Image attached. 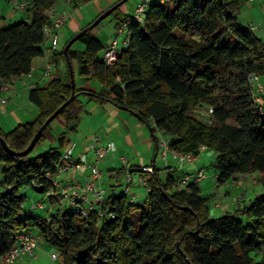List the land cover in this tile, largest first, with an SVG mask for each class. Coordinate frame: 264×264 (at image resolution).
<instances>
[{
	"label": "trees",
	"instance_id": "trees-1",
	"mask_svg": "<svg viewBox=\"0 0 264 264\" xmlns=\"http://www.w3.org/2000/svg\"><path fill=\"white\" fill-rule=\"evenodd\" d=\"M24 1L28 20L0 28V79L7 82L30 74L33 60L47 50L43 28L51 23L49 12L59 0ZM245 1L152 3L143 23L129 25L127 44L112 65L101 59L104 44L92 36L93 29L87 30L76 41L85 50H72L73 43L67 57L74 78L76 72L85 82L97 83L100 91L75 84L74 99L46 126L35 147L54 141L53 122L78 123L83 110L79 98L85 97L88 103L110 104L146 124L156 150L159 132L173 153L198 156L200 149L212 150L219 186L255 172L264 185V91L255 101L250 79L264 76V41L239 23ZM119 8L110 15L118 20L117 27L129 16L119 17ZM60 55L65 59L63 52ZM71 94L66 63L64 76L54 73L29 92V101L38 109L36 118L7 133L0 130L7 147L25 150ZM56 140L59 147L66 143L64 134ZM32 151L12 156L0 144V259L14 248L17 234L36 230L43 243L56 250V264H264V193L233 213L212 217L213 195H202L193 183L177 189L179 180L168 175L163 181L154 167L146 175L149 190L142 202L109 195L98 205L101 217L97 210L82 215L63 207L42 217L24 209L22 189L39 181V194L45 195L49 183L44 176L56 172L62 155L50 149L31 157ZM117 175L123 176L124 170ZM46 203L54 208L58 197ZM135 210L137 227L131 217ZM252 254L262 255L261 260Z\"/></svg>",
	"mask_w": 264,
	"mask_h": 264
},
{
	"label": "crops",
	"instance_id": "crops-1",
	"mask_svg": "<svg viewBox=\"0 0 264 264\" xmlns=\"http://www.w3.org/2000/svg\"><path fill=\"white\" fill-rule=\"evenodd\" d=\"M66 1L67 0H59L56 3L57 10H67L69 12L67 23L59 30L61 33L59 34L58 32V44L60 37H65L63 32L64 28H67V31L71 33L72 37H74L83 29H86L88 25L100 14L119 2V0H75L71 5H69ZM139 1L140 0H136L133 5L123 8L126 3L125 2L119 8V17L124 18L125 16L130 15ZM27 20L28 16L26 11L15 12L13 10L11 0H0V28L9 26L18 21ZM79 20H85L84 22L87 23H85V25L84 23L81 24L79 23ZM238 20L243 28H252L251 30L254 34L262 39V36L264 35V0H246L241 9ZM117 21L118 20L114 17L111 19L112 30L110 31L106 42L97 38L104 44V46H106L115 37L116 29L118 28L116 26ZM58 44L55 50H52L51 52H47V50H45L41 57H37L33 60L30 77L24 76L13 81L11 85L12 93L9 95L8 101L6 104L0 105V115H12L10 117L13 118H11V122L7 125L0 121L1 131L7 133L6 126H10V124L11 126L16 123L18 125H24L32 122L38 115V109L37 106L29 101V92L34 88L42 87L49 81L50 77L54 73L64 76L65 65L59 66L58 64H55L54 66L52 60L50 59L51 55L53 56L57 53ZM124 46L125 44L123 40L121 42L120 49H123ZM72 50L82 52L85 50V46L79 42H75L72 46ZM47 62H50L52 66H54L51 76L44 75V67ZM74 70H76V67H74ZM79 79L80 85L77 86L79 89L94 92L100 91V86L97 83L85 82L83 79ZM79 101L83 106L79 122L72 123L67 126L63 120L53 122L51 124V134L55 139L53 142L45 141L41 146L45 149L47 148L46 151H49L50 149L58 150L62 157L69 149H71L72 159H77L83 154L86 155L87 159H92V145L93 137L95 135L99 136L98 138L102 143L109 141L112 142L115 147L114 151L111 153L109 156L110 158H108L107 161L104 160L99 165V168L103 173L100 187L107 192L111 189H114L117 192V188L121 187L124 183L125 175L132 174L133 176V173L137 172L138 168L141 166H151L153 171L155 167L159 176L161 174L166 175V177L170 175L173 180H180L182 175L185 173H192L194 169L198 171L201 170V168L194 166H184L183 168H180L171 156H168L166 159L162 158L160 155L159 142L157 143L156 150V145L152 140L149 127L127 111L119 110L110 104L100 105L93 102L88 103V100L85 97H80ZM61 134L65 135L66 143L65 145L59 147L57 144L58 140L56 139H58ZM158 135L159 134L157 133L156 137H159ZM106 162L107 164H105ZM121 169L124 170V175L118 177L117 172ZM111 172L113 175L112 177L110 176ZM88 174V170L82 174L76 175L75 177H71L67 174L58 178V181L61 185H64L67 182L83 184ZM246 176L247 175H243V177ZM144 177L146 179V175ZM205 180L206 179L199 184L201 194L206 187ZM213 182L215 183V189L211 195H213L214 199L218 198L219 200H225L226 198V201H230L228 204L227 202L225 203L227 205V208H225L226 206L224 207L225 212H229V207L232 209L237 207V204L238 207H242L247 204L243 203V205H241L239 203L241 202L240 200L246 196V192L251 190L249 185L248 187L245 186L243 188L244 192H241L238 197H235L233 191L241 188V186L243 184L245 185V183L240 181L241 184L238 182L233 183L231 186H227L232 183L230 182L219 186L216 184V174L213 178ZM255 183H258L257 180ZM141 186L144 187L137 181V183H133L130 189L132 194H136L139 197V202H142L147 194V190L145 189L143 192V188ZM42 196V199H46L44 195ZM56 207H60L59 202L54 206V208ZM41 244H43V241L39 237V245ZM35 250L32 254L24 256L22 264H25L26 260L35 257Z\"/></svg>",
	"mask_w": 264,
	"mask_h": 264
},
{
	"label": "built area",
	"instance_id": "built-area-1",
	"mask_svg": "<svg viewBox=\"0 0 264 264\" xmlns=\"http://www.w3.org/2000/svg\"><path fill=\"white\" fill-rule=\"evenodd\" d=\"M75 0H67V4L71 5ZM172 0H140L134 7L132 13L128 16L117 29L115 37L104 47L101 59L106 65H112L117 60L120 47L118 37L126 34L124 38V44H127L128 38V27L131 23H143L144 18L147 14V10L150 4L159 3L164 4ZM13 10L25 11L26 2L24 0H11ZM49 17L51 23L47 24L43 28L44 41L47 45V52L55 50L58 44V32L63 26L67 23L69 18V12L67 10H57L56 7L50 10ZM124 46V47H125ZM52 74V64L47 62L44 67V75L51 76ZM30 77V74L26 75ZM252 81L255 101H259L258 94L264 91L263 85L259 82V78L256 75L250 76ZM14 80L7 82L0 79V105L6 104L8 101L9 95L12 93L11 85ZM211 113L209 110L208 114ZM158 142L160 147V155L162 158L166 159L168 156H171L176 160L180 165L185 164H194L196 162L197 156L193 154H178L173 153L169 147V140L158 133ZM115 149L112 142L102 143L97 136L93 137L92 159H87L86 155H80L77 159L71 158V149H69L57 166L56 172L46 173L44 179L49 183V188L45 193V198L51 196H57L59 206L62 208L64 206L69 207L75 213H80L86 215L89 211L97 210L98 216H104V213L98 210V205L109 195H126L128 197L129 203L139 202L138 196L136 194L131 195V187L134 183V177L132 174H127L124 179V185L121 192H116V190L111 189L109 192L100 187V183L103 177V173L99 168L100 163L103 162L105 157L113 152ZM86 170L89 171V174L83 184L76 182H67L64 185H61L58 181L63 175H70L75 177L78 174L84 173ZM138 175L135 174L138 183L142 184L148 192V186L146 183L145 175H151L154 171L151 166H141L138 168ZM206 176L204 173L199 170L196 173L185 174L176 183L177 189H184L188 184L193 183L199 185ZM33 188L35 189L39 186V181L32 183ZM219 204H216L218 206ZM47 206L46 202H41L37 205L38 208H44ZM107 216L110 219H113L114 216L111 213H107ZM16 245L14 248L2 259H0V264H22L24 256L32 254L35 248L39 245V237L31 233H19L16 235ZM51 259L56 260V254H51Z\"/></svg>",
	"mask_w": 264,
	"mask_h": 264
},
{
	"label": "rangeland",
	"instance_id": "rangeland-1",
	"mask_svg": "<svg viewBox=\"0 0 264 264\" xmlns=\"http://www.w3.org/2000/svg\"><path fill=\"white\" fill-rule=\"evenodd\" d=\"M135 2H136V0H129V1H127L125 3L123 8H125L126 6L133 5V3H135ZM128 3H129V5H128ZM117 14H120V12L118 11ZM113 17H114L113 15L112 16H108L106 19L101 21L100 24L91 31L92 36H94L96 38H100L103 42H106L107 39H108V35H109L110 31L112 30L111 19ZM84 21L85 20H83V21L79 20V23H81V24L84 23V25H85V23H87V22H84ZM63 32L65 34V37H62V38L60 37L57 53H55L53 56L52 55L50 56V59L52 60L54 66H55V64H58L59 66L66 65L65 59L60 54L63 52V49H64L66 43L70 40L72 35H71V33H69L67 31V28H64ZM60 33L61 32L59 31V34ZM125 35L126 34H123V35L118 37V39L120 41L119 47L121 45V42L124 40V38H126ZM262 40L264 41V35L262 36ZM54 66H52V69L54 68ZM73 67H76L75 63H73ZM79 78L80 77L75 72L74 80H75V84L77 86L80 85V79ZM259 79H260V82L264 86V76L259 77ZM195 113L196 114H200V111L196 110ZM10 116H12V115H6V116L0 115V121H2L5 125H7L9 122H11V118H13V117H10ZM196 116L200 120H203V118H204V115L202 117V113L200 115H196ZM16 125H18V124L16 123V124H12V126H11V124H10V126L9 125L6 126V129H7L6 131L10 132ZM95 136H97V135H95ZM97 137H99V136H97ZM57 144L59 145L58 142H57ZM41 145L42 144H38L34 148V150L31 153V157H35V156L40 155V154H42L44 152H47L46 151L47 148L45 149ZM70 145H72V144H70ZM55 146H57V145H55ZM111 153L105 157V159H104L105 161H107V159L110 158L109 156L111 155ZM214 162H215V153L212 150H210V149L203 148V149H200V153L197 156L196 162L194 163V165L193 164L180 165L177 162V166L180 167V168H183L184 166H194V167L201 168V171L206 176V180H205L206 187L204 188V190L202 192V195H211L213 193V190L215 189L214 188L215 183L213 182V178H214V176L216 174V168L214 166ZM105 164H107V162ZM0 169H1V165H0ZM197 171L198 170L194 169L192 173H196ZM192 173H185V174H192ZM134 174L138 175L139 173L138 172H134L133 173L134 183H137V178L135 177ZM185 174L182 175L181 178H183L185 176ZM160 177H161V179L163 181L166 180V175L161 174ZM259 177H260V174L258 172H255V173H252V174H248L246 177L238 176L236 180H234L232 183H230V185H227V186H231V185H233V183H238V182H239V184H241V182L245 183V185L243 184L241 186V188L235 189V191H233L234 192L233 194H234L235 197H238L241 192H244L243 188L245 186L246 187H248V185L250 186L251 190L249 192H246V194H245L246 196H244L240 200L241 202L239 204H241V205H243V203H247L248 204L249 200L253 199L255 196H257L259 194L264 193V185L260 184V183H257V184L255 183V181L258 180ZM2 178H3V176H2L1 171H0V183H1ZM123 185H124V183H123ZM123 185L121 187L117 188V192H121L122 191ZM142 188H143L142 190L144 192L145 188L144 187H142ZM22 193L25 195V199H24V202H23L24 209L32 210L33 212L37 213L38 215H40L42 217H47L48 215L52 214L56 210V208H49L48 206H46L44 208H38L37 207L38 204H40L41 202H46L47 200L46 199H42V197H43L42 194H38L37 191H35L32 187H24L22 189ZM131 195H132V193H131ZM223 200L222 199L219 200L218 198L214 199V197H213L211 199V201L209 202V211H210L212 217H220L221 215H223L225 213L224 207L226 206L225 208H227V205L225 203L227 202V204H228L230 201L229 200L226 201V198H225L224 201ZM216 204H219V205L216 206ZM236 206L238 207V204ZM237 207H235L233 209L229 207L230 210L228 208V211L233 213L234 210ZM63 210L64 211H69L70 209H69V207L64 206ZM131 217H132V220H133V223H134L135 227H137L138 226L139 211L138 210L133 211ZM31 233L33 235L37 236V231L36 230H33ZM35 249H36L35 253H34L35 257L26 260L25 264H56L57 259L56 260L51 259V254L54 253L57 256V252H56V250L54 248H52L49 245L43 243L41 245H38ZM251 256L254 258L255 261H260L261 258H262V255L252 254Z\"/></svg>",
	"mask_w": 264,
	"mask_h": 264
},
{
	"label": "water",
	"instance_id": "water-1",
	"mask_svg": "<svg viewBox=\"0 0 264 264\" xmlns=\"http://www.w3.org/2000/svg\"><path fill=\"white\" fill-rule=\"evenodd\" d=\"M126 1L127 0H120L119 2L114 4L112 7H110L109 9L104 11L102 14H100L96 18V20L92 24H90L86 29H83L81 32H79L77 35H75L74 37H72L68 41V43L65 45V47L63 49V53H64V56L66 59V63H67L68 71H69V76H70V85H71V89H72L71 97L62 106H60L49 118H47V120L44 122V124L36 131V133L34 134L32 140L30 141L27 148L25 150H23L22 152H15V151L10 150L7 147V145L5 144L4 140L0 137V144L2 145V147L4 148V150L8 154H10L12 156H18V157H23V156L28 155L33 150L36 143L39 141L40 136L42 134V131L46 128V126H48L59 115L60 111L63 108H65L74 99L75 80H74V72H73L71 62L69 61V59L67 57L68 49L70 48V46L73 43L78 41V39L83 35V33H85L87 30L94 29L101 21H103L108 16H110L116 9H118L120 6H122ZM35 190L37 191V193H42V189L40 186H37L35 188Z\"/></svg>",
	"mask_w": 264,
	"mask_h": 264
}]
</instances>
